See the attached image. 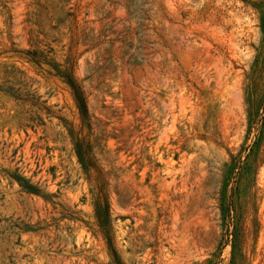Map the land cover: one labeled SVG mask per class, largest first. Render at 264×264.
<instances>
[{
  "label": "rangeland",
  "instance_id": "obj_1",
  "mask_svg": "<svg viewBox=\"0 0 264 264\" xmlns=\"http://www.w3.org/2000/svg\"><path fill=\"white\" fill-rule=\"evenodd\" d=\"M108 238L264 264V0H0V264H116Z\"/></svg>",
  "mask_w": 264,
  "mask_h": 264
},
{
  "label": "trees",
  "instance_id": "obj_2",
  "mask_svg": "<svg viewBox=\"0 0 264 264\" xmlns=\"http://www.w3.org/2000/svg\"><path fill=\"white\" fill-rule=\"evenodd\" d=\"M44 62L50 64L52 66V68H54L56 70V73L58 75H60L61 77H63V79L65 80V82L68 84V86L71 89V93L72 96L74 98L75 104L78 108L79 113L84 116L87 117V104H86V100L83 94V91L81 89L80 84L75 80V78L73 77L72 73L70 71H68L67 69H62L59 67L58 63L55 62H50V61H45L46 59H43ZM32 61H34L36 64L40 63L41 61L39 59H36L35 57H32ZM74 151L76 154V157L78 159V162L82 165V168L84 170H86V168L88 166H91V162H92V157L91 155H89V150L87 148V150H85V147L83 146L82 142L79 141V139H76V142L74 143ZM12 178H14L24 189L33 192V193H39V189L28 183V181H26L25 179H22L21 177H19L18 175H13ZM101 211L97 212V215H100L101 218ZM100 222V220H99ZM108 243L110 245V248L112 250V256L114 258V261L116 262V264H120L119 259L114 251V249L111 246V240L108 238Z\"/></svg>",
  "mask_w": 264,
  "mask_h": 264
}]
</instances>
